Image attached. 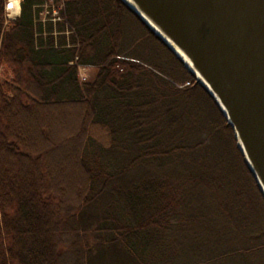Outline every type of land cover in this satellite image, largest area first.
<instances>
[{"label": "trees", "instance_id": "obj_1", "mask_svg": "<svg viewBox=\"0 0 264 264\" xmlns=\"http://www.w3.org/2000/svg\"><path fill=\"white\" fill-rule=\"evenodd\" d=\"M42 5L0 17V264H264L263 196L182 61L121 0Z\"/></svg>", "mask_w": 264, "mask_h": 264}, {"label": "water", "instance_id": "obj_2", "mask_svg": "<svg viewBox=\"0 0 264 264\" xmlns=\"http://www.w3.org/2000/svg\"><path fill=\"white\" fill-rule=\"evenodd\" d=\"M121 1L190 62L193 71L181 60L231 127L264 199V0H130L137 12Z\"/></svg>", "mask_w": 264, "mask_h": 264}, {"label": "built area", "instance_id": "obj_3", "mask_svg": "<svg viewBox=\"0 0 264 264\" xmlns=\"http://www.w3.org/2000/svg\"><path fill=\"white\" fill-rule=\"evenodd\" d=\"M2 6V13L0 17L4 22V27L14 22L21 13V0H0ZM64 0H43L41 12L39 14V21L43 24L60 22V11L63 8ZM190 83L186 82L184 86H189Z\"/></svg>", "mask_w": 264, "mask_h": 264}, {"label": "rangeland", "instance_id": "obj_4", "mask_svg": "<svg viewBox=\"0 0 264 264\" xmlns=\"http://www.w3.org/2000/svg\"><path fill=\"white\" fill-rule=\"evenodd\" d=\"M65 1V0H64ZM79 78H80V80L81 81H88V80H92L93 79V77H94V75H95V70L94 69H90V68H79ZM194 79L196 80V78L194 77ZM197 83V82H196ZM181 85V84H180ZM182 86V85H181ZM190 87H193L194 85L193 84H190L189 85ZM183 87V86H182ZM71 120V122L73 121L75 124H76V119L75 118H71L70 119ZM77 128V126H75V128L74 129H76ZM75 131V130H74ZM59 132V134H61V137L62 138H59V139H64V140H67V139H69L70 137H71V131H69V129H68V131H67V129L65 128V129H63V130H59L58 131ZM73 132V131H72ZM52 133H53V131H52ZM234 134V133H233ZM236 140V139H235ZM237 142V141H236ZM66 157V156H65ZM64 179V178H63ZM62 179V180H63ZM65 183H67V181L64 179L63 180Z\"/></svg>", "mask_w": 264, "mask_h": 264}, {"label": "bare ground", "instance_id": "obj_5", "mask_svg": "<svg viewBox=\"0 0 264 264\" xmlns=\"http://www.w3.org/2000/svg\"><path fill=\"white\" fill-rule=\"evenodd\" d=\"M128 5H130L136 12H137V8L133 5V3L130 1V0H124ZM139 12V11H138ZM139 15H141V17L143 18V19H146L142 14H139ZM147 20V19H146ZM148 21V20H147ZM148 23L151 25V28H153V29H155L160 35H162L160 32H159V30L151 23V22H149L148 21ZM167 43H168V45L170 46V47H172L173 48V50L175 51V53H176V55L178 56V57H180L181 58V60L186 64V66L187 67H189L192 71H193V68H192V66H191V64H190V62L187 60V58L169 41V40H167V38L164 36V35H162L161 36ZM197 77H199V76H197ZM199 79V81H202V79L199 77L198 78ZM208 87V86H207Z\"/></svg>", "mask_w": 264, "mask_h": 264}]
</instances>
